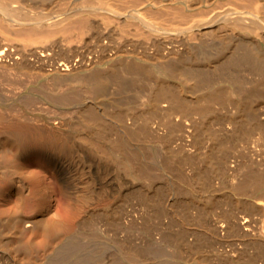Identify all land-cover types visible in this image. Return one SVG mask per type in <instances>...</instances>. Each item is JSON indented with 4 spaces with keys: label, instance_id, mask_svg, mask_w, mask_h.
Segmentation results:
<instances>
[{
    "label": "bare ground",
    "instance_id": "bare-ground-1",
    "mask_svg": "<svg viewBox=\"0 0 264 264\" xmlns=\"http://www.w3.org/2000/svg\"><path fill=\"white\" fill-rule=\"evenodd\" d=\"M0 264H264V0H0Z\"/></svg>",
    "mask_w": 264,
    "mask_h": 264
},
{
    "label": "rangeland",
    "instance_id": "rangeland-1",
    "mask_svg": "<svg viewBox=\"0 0 264 264\" xmlns=\"http://www.w3.org/2000/svg\"><path fill=\"white\" fill-rule=\"evenodd\" d=\"M46 184H47V182H46Z\"/></svg>",
    "mask_w": 264,
    "mask_h": 264
}]
</instances>
